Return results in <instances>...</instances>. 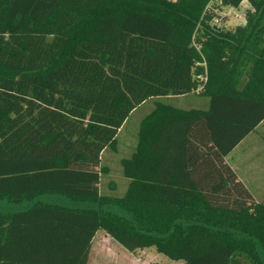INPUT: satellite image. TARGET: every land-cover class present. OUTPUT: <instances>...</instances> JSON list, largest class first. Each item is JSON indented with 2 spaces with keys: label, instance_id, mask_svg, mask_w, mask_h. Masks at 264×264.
<instances>
[{
  "label": "trees",
  "instance_id": "1",
  "mask_svg": "<svg viewBox=\"0 0 264 264\" xmlns=\"http://www.w3.org/2000/svg\"><path fill=\"white\" fill-rule=\"evenodd\" d=\"M208 1L0 0V264H86L97 230L180 264H264V198L227 161L264 120V0H222L249 4L231 28ZM199 87L205 109L155 101L126 192L101 195L133 110Z\"/></svg>",
  "mask_w": 264,
  "mask_h": 264
},
{
  "label": "rangeland",
  "instance_id": "2",
  "mask_svg": "<svg viewBox=\"0 0 264 264\" xmlns=\"http://www.w3.org/2000/svg\"><path fill=\"white\" fill-rule=\"evenodd\" d=\"M249 4L242 1L238 7H224L220 9L225 14L226 20L222 21V26L231 28L237 24L244 23L243 13ZM224 15V14H223ZM203 28L198 26L197 32L201 33ZM203 78V77H202ZM198 90L186 94L184 97H159L146 100L143 104L137 106L129 118L125 121L118 133V141L115 150L107 148L102 153L101 164L106 168L102 173L99 182V191L101 195L122 196L128 187V180L123 177L120 165V159L129 157L135 142L138 123L141 118L151 110L156 100L170 103L180 108L205 109L208 106V99L196 95ZM254 136V134H253ZM250 136L243 143L247 145L249 141L254 145L264 143V124L257 128L255 136ZM255 138V139H254ZM43 199H47L46 195ZM28 205L22 203L21 206ZM178 260H172L158 252L155 247H145L136 249L132 252L123 248L116 241L108 237L102 230H97L88 253L86 264H180Z\"/></svg>",
  "mask_w": 264,
  "mask_h": 264
},
{
  "label": "crops",
  "instance_id": "3",
  "mask_svg": "<svg viewBox=\"0 0 264 264\" xmlns=\"http://www.w3.org/2000/svg\"><path fill=\"white\" fill-rule=\"evenodd\" d=\"M262 124H264V120L233 148L227 158L228 164L236 175V179L251 192L256 202L264 198V143H261L262 145H254V142L249 140L246 141L249 143L244 145L243 142L248 140L253 134L255 136L257 128Z\"/></svg>",
  "mask_w": 264,
  "mask_h": 264
},
{
  "label": "built area",
  "instance_id": "4",
  "mask_svg": "<svg viewBox=\"0 0 264 264\" xmlns=\"http://www.w3.org/2000/svg\"><path fill=\"white\" fill-rule=\"evenodd\" d=\"M222 0H209L203 10V13H209V12H215L217 13L216 16L213 17V19L210 21L211 25L214 26H221L222 24V17L225 16L226 13H223L222 11H220V9L224 8H218L219 4L221 3ZM224 14V15H223ZM201 87L197 88V90H199Z\"/></svg>",
  "mask_w": 264,
  "mask_h": 264
}]
</instances>
